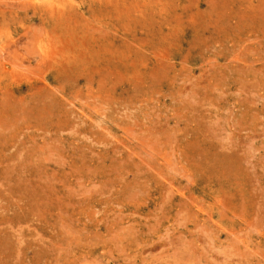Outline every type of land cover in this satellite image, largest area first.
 Listing matches in <instances>:
<instances>
[{"label": "rangeland", "instance_id": "obj_1", "mask_svg": "<svg viewBox=\"0 0 264 264\" xmlns=\"http://www.w3.org/2000/svg\"><path fill=\"white\" fill-rule=\"evenodd\" d=\"M0 62V264H264V0H0Z\"/></svg>", "mask_w": 264, "mask_h": 264}, {"label": "bare ground", "instance_id": "obj_2", "mask_svg": "<svg viewBox=\"0 0 264 264\" xmlns=\"http://www.w3.org/2000/svg\"><path fill=\"white\" fill-rule=\"evenodd\" d=\"M37 10V9H36ZM53 10V9H52ZM48 11V10H47ZM33 36V35H32ZM2 48V47H1ZM2 50V49H1ZM7 56V55H6ZM1 63V62H0ZM19 67V66H18ZM28 68V67H27ZM15 70H17L16 68H15ZM39 70H41V69H39ZM19 71V70H18ZM1 72V71H0ZM21 72H23V71H21ZM10 74V73H9ZM13 83V82H12ZM18 83V82H17ZM16 84V83H15ZM224 215V214H223ZM249 225V224H248ZM172 255V254H171ZM156 264V263H155Z\"/></svg>", "mask_w": 264, "mask_h": 264}]
</instances>
